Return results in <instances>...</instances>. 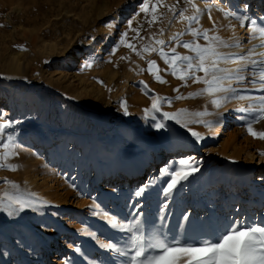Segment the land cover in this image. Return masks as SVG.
<instances>
[{
	"label": "rangeland",
	"instance_id": "374dc122",
	"mask_svg": "<svg viewBox=\"0 0 264 264\" xmlns=\"http://www.w3.org/2000/svg\"><path fill=\"white\" fill-rule=\"evenodd\" d=\"M214 1L195 0L201 9L213 5L214 12L209 19L205 10L200 24L193 27L209 29L210 36L218 35L229 44L239 40L242 45L221 47V52L244 54L258 45L256 39H249L248 22L241 27L215 5L244 13L264 26V0ZM165 2L178 4L177 11L187 7L186 15L192 13L185 0ZM141 3L0 0V110L19 121L8 131L14 132L20 145L18 154L8 161L17 169L0 168V197L8 192L34 201L33 208L14 216L0 208V264H121V255L100 248L97 239L88 235L95 233L99 241L125 245L127 234L113 229L105 216L121 222L139 220L146 234L159 229L169 239L189 242L209 238L233 220L264 224V156L259 154L264 152V140L248 134L247 120L240 117H251L237 111L251 101L230 99L217 109L206 95L175 99L204 85L189 80L183 86L168 71L160 72L167 83L157 82L146 70L148 61L155 60L161 69L168 65L155 52H144L142 58L120 40L127 32L129 41L141 50L154 45L153 37L168 41L186 29V22L160 8L161 18L149 25L145 14L139 13ZM129 21L131 28L139 29L138 37ZM181 39L194 38L186 34ZM198 42L205 43L202 38ZM176 51L190 54L183 47ZM238 66L221 64L229 69ZM231 83L241 94L264 95L247 80ZM154 96L172 101L171 105L162 101L161 111L207 109L212 115L188 119L219 118L220 122L212 129L200 123L188 125L202 135V143L173 120L163 121L166 127L157 129L152 115L160 120V114L145 113ZM252 127L264 131V119ZM39 136L44 137V145L38 142ZM192 155L193 159L188 158ZM142 157L147 159L143 176L118 181L116 176L126 163L139 162ZM182 158L190 159L199 170L170 197L165 198L159 182L147 187L141 197L133 195L149 178L159 177L169 161ZM116 160L123 168L116 174L100 170L105 162ZM153 166L157 173L151 176Z\"/></svg>",
	"mask_w": 264,
	"mask_h": 264
},
{
	"label": "snow or ice",
	"instance_id": "6c2138e0",
	"mask_svg": "<svg viewBox=\"0 0 264 264\" xmlns=\"http://www.w3.org/2000/svg\"><path fill=\"white\" fill-rule=\"evenodd\" d=\"M185 2L192 9L190 15H186L188 12L187 7L177 11L178 4L168 5L165 0H142L139 13L145 14L149 25L161 18L162 13L159 9L165 8L173 14V19L186 22V29L174 33L168 41L153 37L154 45H144L141 50H137L136 45L129 41L127 32L121 34L120 43L142 58L144 52H155L159 55L164 63L168 65V68L161 69L155 60H149L146 69L157 82L167 83L160 72L168 71L172 76L183 81V86H187L189 80L204 85L198 91L189 93L187 97L177 95L175 97L177 100L206 95L211 98V105L217 109L230 99L250 100L251 103L247 108L237 109V111L247 113L251 117V119H247L243 115L240 117L241 120H247L248 134L254 138L264 140V131L257 132L252 127L253 123L264 119V95L241 94V91L233 87L231 83L236 81L242 84L247 80L254 90L264 92V60L253 58L257 55H264V53H256L255 51L257 47H264V26H258L255 20H250L244 13L238 14L236 11L215 5L225 17H232L239 21L241 27H244L245 23L248 22L251 25L249 39H260L261 41L259 45H253L244 54L221 52L219 50L221 47H241L242 45L239 40L229 44L218 35L210 36L209 29L201 30L193 27V25L200 24V17L205 10L208 12L209 19L212 18L211 8L213 5H206V9H201L195 0H185ZM244 7L246 8L247 5ZM139 13L137 14L139 15ZM213 27H215V22ZM129 28L136 33L137 37L139 36V29L131 28V21H129ZM161 34H163V30H161ZM186 34H190L194 39L183 41L181 38ZM201 38L205 41L204 44L198 42ZM173 42L174 46H170ZM166 46L168 51H165ZM177 47L187 49L190 54L182 55L178 53L176 51ZM122 59H125V57H122ZM227 63H236L239 66L234 69L221 67V64ZM85 66L90 67L91 64L86 63ZM141 71H144V69H141ZM198 73H203V75H198ZM145 89H147L146 84ZM148 91L151 90L148 89ZM174 91L179 92V88L174 89ZM165 100L171 105V99L154 96L152 97L151 109L145 110L146 116L149 112L160 114V120L152 115V119L156 121L153 126L157 129L166 127L163 121L173 120L186 128L191 136L199 141L203 137L199 132L188 127L190 123L204 124L205 127L212 129L220 122L219 118L215 121L188 119L190 116L204 117L212 115L207 109L195 113H189L186 109H180L177 112L161 111V103ZM122 107L124 108V114L127 115L126 105L122 104ZM17 123H19L18 120H13L3 110H0V148L3 149L0 152V168H7L12 171L17 169V165L10 164L8 161L11 156L18 154L17 149L20 145L16 142L14 132L8 130L13 129V126ZM259 154L264 156V152ZM198 170L190 163V159L182 158L178 161H169L160 169L159 177L149 178L146 184L139 187L133 195L141 197L147 187L159 182L163 185L161 188L163 195L168 198L177 190V186L182 187V182L187 181L189 176ZM12 187L18 189L15 184ZM31 195L34 196L35 194ZM33 207L34 201L25 200L18 194L13 195L5 192L3 197H0V208L7 211L9 216H14L25 208ZM105 219L113 229L127 234L124 246H120L119 243L99 241L95 233L89 232L88 235L92 236L93 239H97L100 248L125 257L126 264H264V224H249L243 219L233 220L223 225L211 237L189 242L175 238L169 239L159 229L146 234L139 220L121 222L110 216H105ZM77 251H79V248H77Z\"/></svg>",
	"mask_w": 264,
	"mask_h": 264
},
{
	"label": "bare ground",
	"instance_id": "6f19581e",
	"mask_svg": "<svg viewBox=\"0 0 264 264\" xmlns=\"http://www.w3.org/2000/svg\"><path fill=\"white\" fill-rule=\"evenodd\" d=\"M210 1H213L215 3L214 0H210ZM213 4V3H212ZM211 11H213V9L211 8ZM214 12V11H213ZM250 27V26H249ZM44 30V29H43ZM46 30V29H45ZM42 35V34H41ZM258 45L261 43L260 39H256ZM55 47V45H54ZM52 48V47H51ZM51 48L49 50H51ZM257 50H259V53H264V47H257ZM259 60H264V55H261V57H258ZM257 59V60H258ZM188 85V84H187ZM187 87V86H186ZM191 87V86H190ZM189 89V87H188ZM192 89V88H191ZM194 90V89H193ZM188 91V90H187ZM185 93V92H184ZM186 94V93H185ZM38 142H41L43 145L45 144V139L44 137H38ZM203 140H199L198 143H202ZM34 143L36 144V140L34 141ZM42 146V145H41ZM45 149V148H44ZM191 156V155H189ZM187 158V157H186ZM188 158H191L193 159L194 156L192 155V157H188ZM159 161V156L157 157V161ZM192 161V160H191ZM147 163V159L142 157L140 159L139 162L137 161H131V162H127L126 165H125V169L122 171V174H119L117 175L116 177H118V181L119 180H123V178L127 179V182H128V179H135V178H138L140 176H143V170H144V167ZM120 169H123L122 168V165L120 163V161L116 160L115 162L114 161H110V162H105L100 170L103 171V173L107 174L108 172H111L114 174L117 173V170H120ZM150 175L152 176L153 174H156L157 173V169L156 167H152L151 171H150ZM122 176V177H121ZM130 181V180H129ZM127 182L125 183V185L127 184ZM119 210V209H118ZM117 210V212H118ZM119 213H120V210H119ZM121 214V213H120ZM170 219V218H168ZM172 220V219H171ZM174 220V219H173ZM174 222V221H173ZM172 222V223H173ZM168 226V225H167ZM118 260L121 264H126V261H125V258L124 257H118Z\"/></svg>",
	"mask_w": 264,
	"mask_h": 264
}]
</instances>
